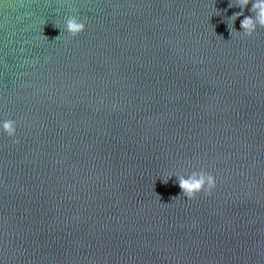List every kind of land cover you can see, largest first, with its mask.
Instances as JSON below:
<instances>
[{
  "label": "water",
  "instance_id": "obj_1",
  "mask_svg": "<svg viewBox=\"0 0 264 264\" xmlns=\"http://www.w3.org/2000/svg\"><path fill=\"white\" fill-rule=\"evenodd\" d=\"M231 2L0 0V264H264V28Z\"/></svg>",
  "mask_w": 264,
  "mask_h": 264
},
{
  "label": "clouds",
  "instance_id": "obj_2",
  "mask_svg": "<svg viewBox=\"0 0 264 264\" xmlns=\"http://www.w3.org/2000/svg\"><path fill=\"white\" fill-rule=\"evenodd\" d=\"M251 4V8L249 11L252 13L250 16H244L241 21V29L242 31H236L233 27L235 20L244 15L243 10ZM237 6L241 9L240 12L233 13V15L229 18L231 21V25L228 24L230 35L238 36L243 35L245 37L252 36L257 28H264V0H232L229 4V7ZM71 12H76V9L70 8ZM58 27L57 25H55ZM85 29V23L80 21L77 15H69L65 22L64 31H66L70 37H76L78 34L83 32ZM60 35L55 39H59ZM220 37V36H219ZM47 39V37H45ZM222 38V37H221ZM0 127H2L4 133L8 137L14 138L13 143L18 144L19 140L15 139L17 132V122L14 119H7L0 122ZM172 176H176L178 179V184L180 189L182 190L183 197L193 200L196 199L198 194L204 193L206 196H211L213 190L216 188V179L214 175L209 173L204 169H200L199 171H192L187 178L185 175L180 173H169L167 178H163V182L167 183L168 179ZM181 196L172 197V200H175ZM157 197L160 196L157 194ZM165 205L170 203H163Z\"/></svg>",
  "mask_w": 264,
  "mask_h": 264
}]
</instances>
